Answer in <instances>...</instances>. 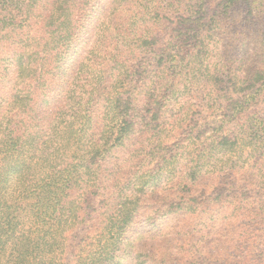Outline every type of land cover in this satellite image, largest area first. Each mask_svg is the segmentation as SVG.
<instances>
[{
  "label": "trees",
  "instance_id": "trees-1",
  "mask_svg": "<svg viewBox=\"0 0 264 264\" xmlns=\"http://www.w3.org/2000/svg\"><path fill=\"white\" fill-rule=\"evenodd\" d=\"M0 264H264V0H0Z\"/></svg>",
  "mask_w": 264,
  "mask_h": 264
}]
</instances>
